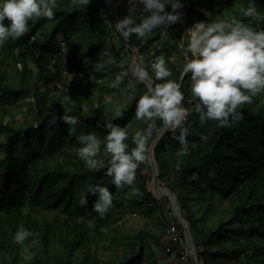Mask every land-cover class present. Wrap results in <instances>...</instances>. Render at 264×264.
<instances>
[{
	"label": "trees",
	"instance_id": "1",
	"mask_svg": "<svg viewBox=\"0 0 264 264\" xmlns=\"http://www.w3.org/2000/svg\"><path fill=\"white\" fill-rule=\"evenodd\" d=\"M115 1L122 19L132 5L128 0ZM225 1L226 10L206 18L212 0H181L182 22L168 26L165 33L156 29L144 38L130 36L138 50L137 63L143 57L148 67L150 59L165 56L172 71L167 79L187 85L183 89L186 107H191L195 98L190 73L181 79L184 63L192 58L186 52L188 41H182L183 33L200 20L231 21L232 17L250 27L264 28V19L243 15L252 2L264 15V0ZM142 7L137 5L138 15ZM166 10L171 11L170 6ZM54 13L52 20L30 21L25 35L0 49V264H139L144 259L143 249H151L152 244L164 255L175 253L181 258L182 245L165 240L166 225L159 234L139 232L126 248L120 244L118 224L123 211L140 204L154 211L162 202L148 190V176L138 178L142 200L127 202V197H122L124 189L119 190L104 174L110 155L103 156V146L98 158L104 166L99 170L90 169L78 156L82 145L77 137L89 132L104 136V124L109 120L127 127L129 151L135 147V132L143 131L149 123L135 118L136 100L147 90L146 83L132 88L124 80L119 87L110 86L121 71L130 73L131 59H125L129 47L114 28L112 14L104 0H89L87 5L59 0ZM103 51L122 61L123 69L119 63L109 65L100 73L101 79L87 86L72 80L78 71L90 76ZM53 76L57 78L54 92L50 89ZM153 80L154 84L163 82ZM112 94L116 97L109 100ZM129 96V103L122 107ZM28 97L32 103L26 101ZM62 99L65 106L60 108ZM24 107L26 113L19 123L14 110ZM117 109L122 117L116 116ZM239 111L243 118L231 127H221L216 121L201 125L193 112L186 122L190 130L187 143L181 145L166 132L155 150L158 180L177 195L201 264H264V94ZM62 114L77 116L79 123L70 128L59 119ZM53 116L57 117L55 124L50 122ZM130 123L135 129H129ZM155 123L157 128L162 126L160 120ZM136 171L140 172L139 167ZM98 182L114 197L103 217L93 209L96 197L87 192L89 185ZM85 195L88 203L81 205ZM21 225L33 236L17 244L14 235ZM33 239L38 244L29 247ZM25 248L35 253L33 260L23 258ZM101 249L110 250L108 259L99 256ZM150 255L153 264H158L156 253Z\"/></svg>",
	"mask_w": 264,
	"mask_h": 264
},
{
	"label": "clouds",
	"instance_id": "2",
	"mask_svg": "<svg viewBox=\"0 0 264 264\" xmlns=\"http://www.w3.org/2000/svg\"><path fill=\"white\" fill-rule=\"evenodd\" d=\"M128 2L132 5L128 14L114 25L126 38L132 34L137 38H144L156 29L165 30L172 24L182 22V12L179 11L183 8L181 0ZM78 3L87 5L89 0H78ZM137 5L143 6L139 15L136 12ZM58 6L59 0H0V49L9 40L15 41L25 35L29 31L30 21L40 18L52 20L55 16L54 9ZM166 6H170L171 11H167ZM243 15L255 20L264 19L254 2L244 9ZM186 31V52H190L192 58L184 63L181 79L190 73L191 95L195 98L192 106H185V92L181 83L167 79L172 71L163 54L157 56L150 65L155 79L163 81L155 84L152 83L149 68L141 57L133 68L134 79L127 86L134 88L136 84L148 82L147 90L136 100L135 105V118L148 121V127L135 132L132 138L135 147L129 151L126 143L129 135L127 127L112 120L104 124L107 136L103 147L110 154L109 167L104 174L110 176L112 183L118 188L134 184L136 169L148 159L155 147V141L152 140L154 132L158 135L170 132L174 139L184 145L190 135L186 122L193 112L198 115L201 125L216 121L221 127H231L243 118L240 107L252 103L253 98L264 94V28L250 27L242 20L232 17L231 21L217 19L212 22H196ZM116 63L123 69L122 61L117 62L110 52L103 51L93 65V70L101 73L106 67ZM127 75V71H121L110 86L119 87ZM116 116L122 117L120 109L116 110ZM59 119L70 128L79 123V118L75 115L62 114ZM156 120L162 122L161 127H156ZM56 121L57 117L53 116L50 122L55 124ZM77 139L82 145L78 149L80 159L90 169H101L104 166V161L98 158L101 139L95 132L81 134ZM87 192L96 197L93 202L94 211L101 217L105 216L113 206V193L103 182L89 185ZM79 202L86 205L87 196H82ZM31 236L33 233L21 225L14 235V241L23 244ZM36 244L38 240L33 239L29 247ZM34 255L29 248L24 249L23 258L26 261L33 260Z\"/></svg>",
	"mask_w": 264,
	"mask_h": 264
},
{
	"label": "rangeland",
	"instance_id": "3",
	"mask_svg": "<svg viewBox=\"0 0 264 264\" xmlns=\"http://www.w3.org/2000/svg\"><path fill=\"white\" fill-rule=\"evenodd\" d=\"M104 2L107 5L109 11L111 10L112 13H113L114 5L116 6L117 2L115 0L114 1H112V0H104ZM226 5H227V3H226L225 0H212V6L210 8H208V9H206V11L204 13L205 17L206 18H208V17L210 18L212 16H217L219 14V10H224V9L226 10ZM116 10L119 13V10L117 9V7H116ZM112 16H114V15L112 14ZM200 21H202V20H200ZM127 39H129V41H127L128 42V46H129V51L125 50L124 53H125V57H126L125 59L126 60L128 58H131L130 59V73H128V75L124 78V80L131 81L134 78L133 75H132V72H133V56H134L135 51H138V50L136 49V47H134L131 44L130 37H127ZM116 41H117L118 45H120L122 43L119 38L116 39ZM182 41H188V33H187V31L183 33ZM187 59H189V58H187ZM136 63H137V61H136ZM106 71H107V69H105L103 71V73H105ZM89 73H90V77H91L92 80H95L96 78H99V77H100L99 79H101L102 75L99 72L93 71V73H91V72H89ZM104 79L106 80L107 77H104ZM52 81L53 82L50 85V87H51L50 89H51L52 92H54V88L56 87L57 78L55 76H53V80ZM152 83H154L153 78H152ZM186 86H187L186 84H182L181 83L182 90ZM93 89H95V88H93ZM43 91H44V89H43ZM56 93H57V91H56ZM115 97H116V94L108 95V99L109 100H112ZM27 100L30 101L31 103L33 102V99L31 97H28L26 99V101ZM61 101H62V103L60 102L59 105H58L60 108L65 106V104H64L65 99H62ZM129 101H130V96L126 97L123 100L122 107H126L127 104L129 103ZM25 113H26V108L25 107L24 108H16L14 110V115L17 118V121L19 123H21L22 115H25ZM143 121L145 122V120H143ZM128 127H129V129L130 128H134L135 129V127L133 126L132 123H130L128 125ZM96 135L101 139L102 146H103L106 143L107 134H105L104 136H102L101 134L100 135L96 134ZM161 136L162 135H158L155 132L153 133L152 140L155 141V144L157 143V141L160 139ZM150 143H151V141H150ZM153 150H154V157H155L156 148L154 147L152 149V151ZM152 151L149 153L148 159H146L145 162H143V163H141L139 165L140 172L136 171V179H135L134 184H132V185H124L123 187H120L119 190L120 189H124V194L122 195V197L126 196L127 197L126 198L127 202L128 201H134L136 199L140 200V196H143L144 193L140 189V185H139L140 181H138V178H139L140 175L148 176L149 177L148 178V182H147L148 190L152 193V196L156 200L162 201V202H160L161 204H159V207L156 210H154V211L149 210L146 207L145 204H140V205L135 206V207H132L130 205L123 211L122 220L118 224V227H119L118 231L120 232L118 237L121 240L120 244H121L122 248H126L128 243H129V241L132 238H135L138 235L139 232L150 231L153 234H159L162 231V226L173 222V220L175 219V217H174V215H175L174 214L175 200H173V199L171 200L170 198L167 197L168 194L171 195L172 191L168 187H166L162 182H160L158 180V178H159L158 177L159 169H158V165H157L156 162L153 164ZM109 155L110 154L107 153L104 150V148H103V156L107 157ZM153 172L156 174L155 180L153 179ZM155 189H162V191H166V192H165V194L162 195V194H160L158 192L156 193ZM141 200H142V198H141ZM49 216L52 217L53 213L50 214ZM184 223L189 225L188 221H186V222L184 221ZM112 236H114L113 233H112ZM152 251H153V253L154 252L156 253V256L158 254L159 255L161 254V250L157 246L152 244L151 249L148 248V247L143 249V252H144L143 254H145L144 255V259L139 264H153V260H154L152 258L153 255L152 256L150 255V253ZM99 256L101 258H103V259H108L110 257V250H108V249L99 250Z\"/></svg>",
	"mask_w": 264,
	"mask_h": 264
},
{
	"label": "built area",
	"instance_id": "4",
	"mask_svg": "<svg viewBox=\"0 0 264 264\" xmlns=\"http://www.w3.org/2000/svg\"><path fill=\"white\" fill-rule=\"evenodd\" d=\"M168 27L164 30V33L167 31ZM34 38H31V44L33 43ZM65 43L62 42V48H64ZM44 54V53H43ZM42 54V55H43ZM40 55V56H42ZM153 62L152 59L149 60L147 63V66L149 67L150 70V75L152 78H155L154 72L151 71L150 65ZM72 80L75 82L80 83L81 85L87 86L90 84L92 81L91 77L88 76L85 72L83 71H78L75 73V75L72 77ZM37 126V123H35V127ZM178 223V222H177ZM176 222H171L167 224V235H166V241L167 242H175V243H180L183 247L181 255H182V260L188 262L190 260V257L192 255V248L190 246V243L187 241V239L184 236V232L182 229V226H178ZM179 224V223H178ZM180 225V224H179Z\"/></svg>",
	"mask_w": 264,
	"mask_h": 264
},
{
	"label": "water",
	"instance_id": "5",
	"mask_svg": "<svg viewBox=\"0 0 264 264\" xmlns=\"http://www.w3.org/2000/svg\"><path fill=\"white\" fill-rule=\"evenodd\" d=\"M112 1H114V0H112ZM116 7H117V6L114 5L113 13H112V11L110 10V13L114 15L113 18H114L115 23L121 19L120 16H119L118 11L116 10ZM122 36H123V35H122ZM123 38H124L125 42L127 43L126 45L128 46V42H127V41H129V39H127V38L124 37V36H123ZM128 47H129V46H128ZM132 49H133V48H132ZM132 51H133V50H132ZM134 51H135V50H134ZM138 58H139L138 51H135L134 56H133V68H134V66H135L136 61L138 60ZM145 83H146L147 86H148V82H145ZM153 84H154V83H153ZM165 133H166V132H164V134H165ZM164 134H162V136H163ZM162 136L160 137V139L162 138ZM160 139H159V140H160ZM159 140H158L157 143L155 144V148L157 147ZM152 156H153L152 159H153V164H154V163L156 162V159H155V157H154V150L152 151ZM155 178H156V174L153 172V179L155 180ZM157 188H158V187H157ZM167 197L170 198L171 200H172V199L175 200V205H174V214H175V215H174V217L176 218V220L178 221V223L182 226L185 238L187 239V241L190 242V244H191L192 247H193V255H194V257H195L196 264H201V262H200V260H199V257H198V249H197V246H196V243H195V240H194L193 233H192V231H191V229H190V226H189L188 224H185V223H184V221L186 222L187 220L184 218V216H183V214H182V209H181V206H180V204H179V201H178V197H177V195L171 192V195L168 194ZM175 208H176V209H175Z\"/></svg>",
	"mask_w": 264,
	"mask_h": 264
},
{
	"label": "crops",
	"instance_id": "6",
	"mask_svg": "<svg viewBox=\"0 0 264 264\" xmlns=\"http://www.w3.org/2000/svg\"><path fill=\"white\" fill-rule=\"evenodd\" d=\"M190 246L192 248V255H191L190 260L188 262L182 260V258H179L175 253H172L168 256V255L162 254V252H161L160 255L158 254L156 256L157 260H158V264H196V260H195V257L193 255V247L191 244H190ZM181 257H182V255H181Z\"/></svg>",
	"mask_w": 264,
	"mask_h": 264
},
{
	"label": "bare ground",
	"instance_id": "7",
	"mask_svg": "<svg viewBox=\"0 0 264 264\" xmlns=\"http://www.w3.org/2000/svg\"><path fill=\"white\" fill-rule=\"evenodd\" d=\"M155 190H156V193L158 192V193H160L162 195L165 194V192H166V191H162V189H155Z\"/></svg>",
	"mask_w": 264,
	"mask_h": 264
}]
</instances>
